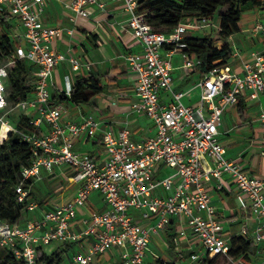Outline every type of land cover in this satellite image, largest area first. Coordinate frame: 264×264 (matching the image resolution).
Returning a JSON list of instances; mask_svg holds the SVG:
<instances>
[{
  "label": "built area",
  "instance_id": "2783aa9c",
  "mask_svg": "<svg viewBox=\"0 0 264 264\" xmlns=\"http://www.w3.org/2000/svg\"><path fill=\"white\" fill-rule=\"evenodd\" d=\"M45 1L0 0V13L9 14L23 30L22 42L15 45L12 59L36 66L33 97L15 105L33 112L27 122L30 131H17L7 118L9 66L0 63V131L4 124L8 125L0 144L10 133H17L31 147V164L21 168L15 187L16 202L24 205L27 212H35L37 205L30 202L26 181L40 180L42 170L52 173L55 168L67 167L71 180L79 187L71 201L33 216L24 226L0 222V249L11 252L23 264H37L39 249L88 237L93 241L72 255L70 264H93L95 258L112 250L119 251L121 264H143L152 237L165 232L171 219L177 217L179 238L195 237L202 250L201 254H189L188 261L179 264H195L206 256L226 257L228 264H251L258 259L264 264V178L250 174L238 161L227 159L218 140L225 109L236 105L243 96H264V53L254 54L245 62L241 75L228 64L202 74L198 105L186 106L182 103L184 93L172 88V55L179 52L187 69L199 68L201 60L187 52V30L217 31L219 25L214 24V19L202 18L180 23L170 32H158L136 11L139 0H118L140 47L138 53L125 57L128 70L135 75V101L130 110L146 117L155 134L135 140L126 127L117 132L106 129L101 132L104 158L96 161L88 154L75 152L71 139L94 138L100 130L99 123L92 116L80 122H62L65 108L50 104L49 79L59 63L75 73L90 72L91 64L50 49L62 30L42 23ZM67 7L73 15L88 18V8L104 11L105 6L103 0H72ZM253 30L264 33V25L257 24ZM71 90L67 84L65 97H70ZM162 93H167L170 100L161 101ZM257 118L264 155V112ZM44 125L45 133L40 132ZM158 165L168 169L169 176L155 180ZM223 177L236 187L239 209L248 212L254 221L251 231L242 225L238 234L254 247L246 261L229 257V239L223 235V225L209 196L210 187L222 191ZM159 187L173 192L163 198L157 194ZM92 193L101 195L106 209L90 213L83 221L82 234L75 235L72 224ZM151 257L159 259L152 253Z\"/></svg>",
  "mask_w": 264,
  "mask_h": 264
},
{
  "label": "crops",
  "instance_id": "0c3cea01",
  "mask_svg": "<svg viewBox=\"0 0 264 264\" xmlns=\"http://www.w3.org/2000/svg\"><path fill=\"white\" fill-rule=\"evenodd\" d=\"M71 1L46 0L40 18L44 25L62 30L61 36L50 45V49L66 57L71 56L90 63L91 71L81 70L75 73L66 64L59 63L53 69L49 79L50 104L52 106L62 105L65 108L62 122H80L83 118L92 116L99 123L100 130L94 138H73L71 142L75 152L88 154L96 161H101L104 158L101 145L102 131L111 129L117 132L126 127L135 140H142L155 134L154 128L146 117L135 115L130 110L131 104L135 101V75L128 70L125 57L138 53L140 47L127 26L128 15L120 1L103 0L104 11L90 7L87 9L88 18L73 15L67 7ZM5 17L7 24L3 30L15 45L22 42L23 30L21 26L9 14H5ZM187 20L188 22L196 21L192 17ZM240 21L239 32L227 40L233 52L227 64L235 73L241 75L245 62L249 61L254 54L264 53V33H256L253 30L257 24L264 25V10L256 8L245 12L241 15ZM214 32L217 31L188 29L186 37L199 38L209 35L216 41L214 47L220 48L223 41L214 38ZM171 62L173 90L184 93L182 98L184 105L196 107L200 95L198 85L202 77L200 69L191 70L183 67V60L179 52L172 55ZM28 65L35 81L36 66L30 63ZM88 77H93L103 87L102 92L90 104H75L61 97L65 96L67 84L72 87L77 78L87 79ZM33 95L34 92L31 98ZM169 100L170 97L167 93L161 94V101ZM239 102L241 103V112L239 103H237L222 113L218 127V140L225 149L227 159L238 161L250 174L264 178V155L261 150V130L257 118L261 112H264V96L251 99L246 95L241 97ZM20 111L28 118L33 116L32 111ZM40 130L45 133L46 126L40 127ZM169 174L170 171L162 165H158L154 169L155 180H161ZM70 176L71 170L67 167H60L55 168L52 173L42 170L40 180H31L27 189L30 202L37 205V210L27 212L20 225L24 226L27 220L33 216H40L45 210L71 201L79 186L71 180ZM58 178L62 180L63 187L55 185L54 181ZM223 180L222 191L218 192L210 187L208 192L211 202L216 208L217 219L223 225V235L230 239L231 236L239 234L242 225H247L251 231L254 221L248 212L239 209L236 200V187L228 182L227 177H223ZM172 192V189L164 191L161 187L157 188V194L163 198L171 195ZM63 196L66 197L65 201L60 200ZM105 209L106 206L101 195L92 193L85 209L78 211L77 220L72 224L71 232L81 235L85 228L83 221L89 214L101 213ZM179 223L180 219L173 217L166 231L153 236L150 242L158 241L165 248L174 251V256L169 258L172 259L171 262L177 263L184 261L182 252L197 253L195 248L199 247V242L191 235L178 240ZM92 241L93 239L84 237L77 241L56 242L44 247V253L51 254L56 250L64 251L63 264H70L71 256L81 250L83 245L86 246ZM151 253L157 255L164 262H170L165 256L153 252L149 247L143 264H155ZM93 264H121L119 251L112 250L102 257H97Z\"/></svg>",
  "mask_w": 264,
  "mask_h": 264
},
{
  "label": "trees",
  "instance_id": "16d2710c",
  "mask_svg": "<svg viewBox=\"0 0 264 264\" xmlns=\"http://www.w3.org/2000/svg\"><path fill=\"white\" fill-rule=\"evenodd\" d=\"M264 10V0H139L136 11L142 14L145 21L154 31L170 32L178 24L189 17L196 20L202 18L217 19L219 28L217 40H222L220 48L214 47L215 40L209 35L203 37H186L187 52L194 54L201 60L199 67L202 74L214 67L227 64L233 52L227 42L230 36L239 32L240 18L245 12L252 9ZM7 24L5 15L0 13V63L6 62L9 66L7 82L8 101L14 106L24 100L30 99L34 92V79L27 62L12 59L15 44L3 30ZM103 90L93 77L77 78L72 86L70 97L63 99L75 104H90ZM58 99H60L58 97ZM240 100V99H239ZM239 110L241 103L239 102ZM28 117L22 115L14 125L17 131H30L27 126ZM32 160L31 147L23 142L17 133H10L7 139L0 144V222L11 225H20L27 211L24 205L16 202L15 187L19 182L22 167L30 166ZM26 181V185L31 184ZM229 257L233 259L248 260V254L253 253L254 247L248 239L233 235L229 239ZM64 251L56 250L51 254L38 250L37 264H63ZM228 264L223 256L208 258L207 256L195 264ZM0 264H23L15 259L14 255L0 249ZM155 264H179L177 262H164L160 259Z\"/></svg>",
  "mask_w": 264,
  "mask_h": 264
},
{
  "label": "rangeland",
  "instance_id": "374dc122",
  "mask_svg": "<svg viewBox=\"0 0 264 264\" xmlns=\"http://www.w3.org/2000/svg\"><path fill=\"white\" fill-rule=\"evenodd\" d=\"M186 22H188L187 19H185V20L183 21V23H186ZM213 22H214L215 25L218 24L217 19H214ZM0 32H2L1 29H0ZM213 37L217 39V32H214V33H213ZM8 112H9V113H8V117H7V118H8V120H9V123H10L11 125H13V126L16 124V122L18 121V119H19L22 115H24V113H22L19 109L15 108V106H14L12 103H9V106H8ZM54 183H55V185L57 184L59 187H61V186L63 187V185H62V180L59 179V178L56 179V180L54 181ZM65 196H66V195H65ZM65 196H63L60 200L65 201V200H66V199H65V198H66ZM178 240L180 241L181 238H178ZM149 247H150V249H151L153 252L165 256L166 259H167L168 261L170 260V262H171L172 259H170L169 257L174 256V253H175L174 251H170L168 248H165V247H164L163 245H161L158 241H155V242L150 243V244H149ZM182 247H183V245H182ZM195 250H196L197 253H202L201 248L198 247V246H197V248H195ZM172 253H173V254H172ZM181 255H182V259H183L184 261H188V258H189V252H187V251L182 252ZM167 257H168V258H167ZM221 264H222V263H221ZM251 264H262V259H258V260L252 261Z\"/></svg>",
  "mask_w": 264,
  "mask_h": 264
},
{
  "label": "bare ground",
  "instance_id": "6f19581e",
  "mask_svg": "<svg viewBox=\"0 0 264 264\" xmlns=\"http://www.w3.org/2000/svg\"><path fill=\"white\" fill-rule=\"evenodd\" d=\"M8 131V125L4 124L0 131V139L4 137L5 133Z\"/></svg>",
  "mask_w": 264,
  "mask_h": 264
}]
</instances>
